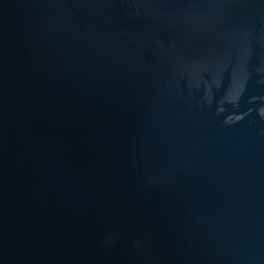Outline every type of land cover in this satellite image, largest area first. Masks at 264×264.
Returning <instances> with one entry per match:
<instances>
[{
	"label": "water",
	"instance_id": "obj_1",
	"mask_svg": "<svg viewBox=\"0 0 264 264\" xmlns=\"http://www.w3.org/2000/svg\"><path fill=\"white\" fill-rule=\"evenodd\" d=\"M0 264H264V0H0Z\"/></svg>",
	"mask_w": 264,
	"mask_h": 264
}]
</instances>
